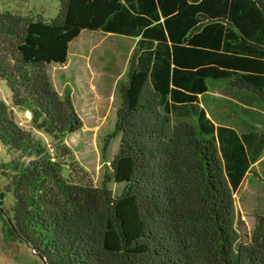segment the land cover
Here are the masks:
<instances>
[{
	"label": "trees",
	"instance_id": "trees-1",
	"mask_svg": "<svg viewBox=\"0 0 264 264\" xmlns=\"http://www.w3.org/2000/svg\"><path fill=\"white\" fill-rule=\"evenodd\" d=\"M85 30L137 39L109 135L119 150L99 187L73 164L65 140L83 122L47 71ZM0 81L11 91L0 100L12 157L3 211L45 263L264 264V216L242 241L234 200L264 153V122L243 109L241 130L217 124L201 101L220 82L264 110V0H61L54 19L0 8Z\"/></svg>",
	"mask_w": 264,
	"mask_h": 264
},
{
	"label": "rangeland",
	"instance_id": "rangeland-1",
	"mask_svg": "<svg viewBox=\"0 0 264 264\" xmlns=\"http://www.w3.org/2000/svg\"><path fill=\"white\" fill-rule=\"evenodd\" d=\"M61 0H2L0 8L16 13L37 15L47 19L59 15ZM137 39L106 34L100 31H83L71 44L70 56L65 65L51 64L47 71L56 91L73 99L82 119L80 131L69 135L65 145L70 149L73 164L85 173L90 183L99 187L108 175L110 162L117 155L119 138L110 139L116 124L121 104L119 85L126 78L129 62ZM11 91L0 81V100L11 103ZM208 116L217 124L243 128L252 109L259 114L253 117L264 122V110L249 108L241 100L231 97L223 83H210L207 95L201 98ZM24 127L31 129L30 120L24 111L17 112ZM263 126L259 125L261 129ZM37 140L51 147V139L43 132L32 129ZM106 148V150H104ZM12 160L0 146V264H45L35 251L20 239L10 235L7 216L3 208L13 203L12 194L5 192L8 184L3 176V167ZM122 186L113 185L116 194ZM236 228L242 241L249 239L259 217L264 216V153L247 173L234 195Z\"/></svg>",
	"mask_w": 264,
	"mask_h": 264
},
{
	"label": "built area",
	"instance_id": "built-area-1",
	"mask_svg": "<svg viewBox=\"0 0 264 264\" xmlns=\"http://www.w3.org/2000/svg\"><path fill=\"white\" fill-rule=\"evenodd\" d=\"M25 113H26V115H27V118H29V120H30V119H31V113H30L29 111H26ZM20 125H21V126H25V125H24V122H20Z\"/></svg>",
	"mask_w": 264,
	"mask_h": 264
},
{
	"label": "water",
	"instance_id": "water-1",
	"mask_svg": "<svg viewBox=\"0 0 264 264\" xmlns=\"http://www.w3.org/2000/svg\"><path fill=\"white\" fill-rule=\"evenodd\" d=\"M45 264H47V263H45Z\"/></svg>",
	"mask_w": 264,
	"mask_h": 264
}]
</instances>
